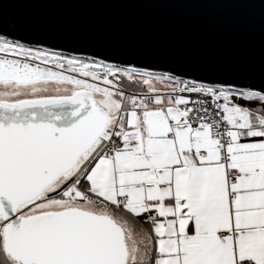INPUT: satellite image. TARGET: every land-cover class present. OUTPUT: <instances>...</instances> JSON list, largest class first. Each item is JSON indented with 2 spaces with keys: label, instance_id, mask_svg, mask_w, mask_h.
<instances>
[{
  "label": "snow or ice",
  "instance_id": "snow-or-ice-1",
  "mask_svg": "<svg viewBox=\"0 0 264 264\" xmlns=\"http://www.w3.org/2000/svg\"><path fill=\"white\" fill-rule=\"evenodd\" d=\"M0 264H264V80L0 33Z\"/></svg>",
  "mask_w": 264,
  "mask_h": 264
},
{
  "label": "water",
  "instance_id": "water-1",
  "mask_svg": "<svg viewBox=\"0 0 264 264\" xmlns=\"http://www.w3.org/2000/svg\"><path fill=\"white\" fill-rule=\"evenodd\" d=\"M0 33L203 82L264 80V0H0Z\"/></svg>",
  "mask_w": 264,
  "mask_h": 264
},
{
  "label": "built area",
  "instance_id": "built-area-1",
  "mask_svg": "<svg viewBox=\"0 0 264 264\" xmlns=\"http://www.w3.org/2000/svg\"><path fill=\"white\" fill-rule=\"evenodd\" d=\"M185 79H187V78H185Z\"/></svg>",
  "mask_w": 264,
  "mask_h": 264
}]
</instances>
